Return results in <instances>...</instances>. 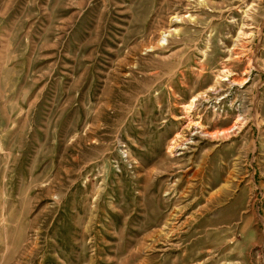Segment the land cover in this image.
<instances>
[{
	"label": "rangeland",
	"instance_id": "obj_1",
	"mask_svg": "<svg viewBox=\"0 0 264 264\" xmlns=\"http://www.w3.org/2000/svg\"><path fill=\"white\" fill-rule=\"evenodd\" d=\"M0 264H264V0H0Z\"/></svg>",
	"mask_w": 264,
	"mask_h": 264
}]
</instances>
